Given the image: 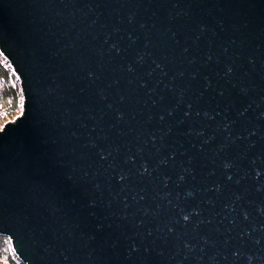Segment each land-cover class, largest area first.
Instances as JSON below:
<instances>
[{"label":"water","instance_id":"water-1","mask_svg":"<svg viewBox=\"0 0 264 264\" xmlns=\"http://www.w3.org/2000/svg\"><path fill=\"white\" fill-rule=\"evenodd\" d=\"M0 53L23 264H264V0H0Z\"/></svg>","mask_w":264,"mask_h":264},{"label":"trees","instance_id":"trees-1","mask_svg":"<svg viewBox=\"0 0 264 264\" xmlns=\"http://www.w3.org/2000/svg\"><path fill=\"white\" fill-rule=\"evenodd\" d=\"M22 101L19 80L7 59L0 53V128L5 121L13 119L21 112ZM0 257L5 258L9 264L14 263L16 259L21 262L15 255L9 239L1 235Z\"/></svg>","mask_w":264,"mask_h":264},{"label":"rangeland","instance_id":"rangeland-1","mask_svg":"<svg viewBox=\"0 0 264 264\" xmlns=\"http://www.w3.org/2000/svg\"><path fill=\"white\" fill-rule=\"evenodd\" d=\"M18 114H19V113H18ZM0 264H9V263L7 262V260H6L5 258L0 257ZM11 264H22V263L19 262V261L16 259V261H15L14 263H11Z\"/></svg>","mask_w":264,"mask_h":264}]
</instances>
